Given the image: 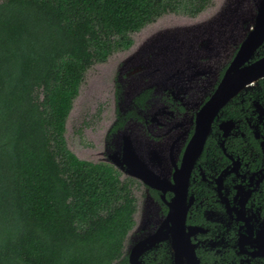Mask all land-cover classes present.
<instances>
[{
  "label": "trees",
  "instance_id": "16d2710c",
  "mask_svg": "<svg viewBox=\"0 0 264 264\" xmlns=\"http://www.w3.org/2000/svg\"><path fill=\"white\" fill-rule=\"evenodd\" d=\"M213 1L0 0V264H130L133 180L72 153L67 120L90 68Z\"/></svg>",
  "mask_w": 264,
  "mask_h": 264
},
{
  "label": "flooded vegetation",
  "instance_id": "af4514ba",
  "mask_svg": "<svg viewBox=\"0 0 264 264\" xmlns=\"http://www.w3.org/2000/svg\"><path fill=\"white\" fill-rule=\"evenodd\" d=\"M251 6L256 13L255 0ZM242 43L220 70L192 57L177 64L180 78L162 81L138 68L127 74V80L142 76L136 88L118 83L100 152L106 163L97 164L142 189L128 259L135 243L156 234L171 212L180 218L186 209L184 226L169 220L167 239L140 256L141 264H264V76L220 108L208 106ZM263 58L264 42L246 65ZM122 96L131 100L122 104ZM205 129L204 145L192 150ZM125 153H136V173L153 186L126 175ZM177 189H186L179 204Z\"/></svg>",
  "mask_w": 264,
  "mask_h": 264
},
{
  "label": "rangeland",
  "instance_id": "374dc122",
  "mask_svg": "<svg viewBox=\"0 0 264 264\" xmlns=\"http://www.w3.org/2000/svg\"><path fill=\"white\" fill-rule=\"evenodd\" d=\"M243 1L250 4L254 2ZM238 3V0H214L213 4L197 17L165 15L133 34L134 45L131 49L116 52L107 62L95 64L90 68L67 120L65 137L69 150L81 160L106 163L102 159L103 153L100 152L104 150L105 130L114 117L117 85L123 82L126 86L136 88L137 81L142 76L127 80V74L138 64H144L136 59V52L144 51L145 46L151 44L150 41H154L153 47L156 46V49L153 48L150 53L145 52L149 56L147 61L161 59L164 55L165 60L172 63L182 54H184L182 58H191L188 57L191 53L194 59L205 63L211 62L215 70L217 68L220 70L230 60L234 49L246 39L254 24L250 8L240 9ZM164 36L168 37L166 41ZM156 40H159V43H156ZM200 43L209 45L198 48L197 45ZM227 43L229 45H225ZM160 47L163 53L160 52ZM176 54L178 55L175 58ZM206 56L211 58L208 59ZM202 67L209 69L207 64ZM130 98L124 99L122 96V104L130 101ZM123 179L125 178L120 177L121 182L126 181ZM132 189L137 201V211L134 216L135 227L129 233L125 244L127 253L131 241L132 243L136 241V218L140 220L142 217L140 212L143 211L142 199L139 197L142 189L136 187L135 181L132 182Z\"/></svg>",
  "mask_w": 264,
  "mask_h": 264
},
{
  "label": "water",
  "instance_id": "95a60500",
  "mask_svg": "<svg viewBox=\"0 0 264 264\" xmlns=\"http://www.w3.org/2000/svg\"><path fill=\"white\" fill-rule=\"evenodd\" d=\"M238 1H239L238 6L240 7V9L241 7L250 8L252 15L256 14V20L254 21L251 30H249V34L247 35L246 39L243 41L233 62L227 69L222 82L217 88L216 93L209 101L208 104L209 108H213V109L220 108L226 102H228L231 99V97L234 96L244 86L251 84L258 78L264 76V58L249 66L246 65V63L250 62L254 58L258 48L264 42V0H255V5L257 8L256 13L252 11L251 9L252 6L250 3L248 2L246 3L243 0H238ZM164 37H165L164 41H166L168 37L167 36ZM158 41L159 40H156V43H159ZM150 43H151L150 45L145 46L144 51L141 50V52H136V59L139 61V63H144V64H138L136 68L133 70V72L138 68H144L143 71H141V73L146 72V74H150V75L159 74L161 75L162 81L180 78V74H177V71L180 70V67L177 64L181 61L185 63L186 61L191 62V58H192L191 53L188 55V57L191 58L188 59L182 58V56L184 55L182 54L179 56V59L177 61H174L172 63L169 62L168 60H165L164 55H162L163 58L161 59L154 58L153 61L152 59L147 61V58H149V56L146 55L145 52L150 53L153 48L156 49L155 48L156 46L153 47L154 41L152 42L150 41ZM200 44L197 45L198 48L201 47L205 48L209 45L208 43L206 44L202 43L201 45ZM226 45H229V43H227ZM159 50L161 53H163L161 51V47L159 48ZM157 54L158 52L155 55ZM177 55L178 54L175 55V58L177 57ZM206 58L210 59L211 57L206 56ZM201 69H203L204 71L208 70L206 68H201ZM206 136H207V129H205L204 132H201L200 135L198 133V137L196 136L191 149L192 150L198 149L197 146L198 144L199 146L202 147L204 145ZM124 161L129 166L126 175L133 178L139 177L143 179L148 185L153 186L151 182L146 180L147 178L141 177L136 173V164H137L136 153H125ZM176 192H177V196L174 202L176 204H179L183 197L182 193L186 192V189L184 190L177 189ZM184 212L185 213H183V216L180 218H177L176 216L177 212L175 211L171 212L167 217V219L164 221V224L161 226V229L158 230L156 234H151L137 245L135 243V245L130 250L129 263L141 264V262L139 261L140 256H142L146 251L153 249L159 242L167 239V233L164 232L163 227L166 224H168L169 220L173 218L175 219V221L180 222V224L184 226L186 209H184Z\"/></svg>",
  "mask_w": 264,
  "mask_h": 264
}]
</instances>
